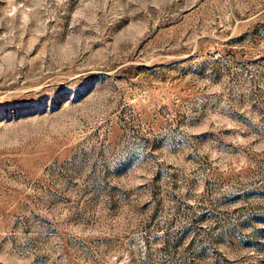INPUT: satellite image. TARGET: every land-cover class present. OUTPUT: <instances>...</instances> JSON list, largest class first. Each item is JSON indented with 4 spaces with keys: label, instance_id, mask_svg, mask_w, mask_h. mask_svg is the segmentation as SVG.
<instances>
[{
    "label": "rangeland",
    "instance_id": "1",
    "mask_svg": "<svg viewBox=\"0 0 264 264\" xmlns=\"http://www.w3.org/2000/svg\"><path fill=\"white\" fill-rule=\"evenodd\" d=\"M0 264H264V0H0Z\"/></svg>",
    "mask_w": 264,
    "mask_h": 264
}]
</instances>
